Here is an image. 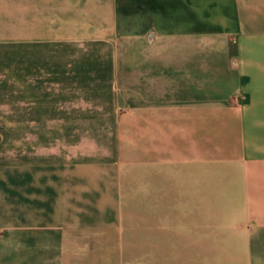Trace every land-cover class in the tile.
I'll list each match as a JSON object with an SVG mask.
<instances>
[{
  "label": "crops",
  "instance_id": "1",
  "mask_svg": "<svg viewBox=\"0 0 264 264\" xmlns=\"http://www.w3.org/2000/svg\"><path fill=\"white\" fill-rule=\"evenodd\" d=\"M0 10L22 173L21 194L0 193V264H264V134L249 174L207 176L205 157L208 129L264 133V0Z\"/></svg>",
  "mask_w": 264,
  "mask_h": 264
},
{
  "label": "rangeland",
  "instance_id": "2",
  "mask_svg": "<svg viewBox=\"0 0 264 264\" xmlns=\"http://www.w3.org/2000/svg\"><path fill=\"white\" fill-rule=\"evenodd\" d=\"M6 14V10H0V38L7 33ZM5 48L6 41L0 40V64L4 65L6 64ZM8 92L5 82L0 81V193L14 195L22 193V173L21 171L9 169L13 164L10 142L12 143L14 139L10 137V130L13 128H9L7 119ZM223 124L224 129H208V146L205 154L208 167L207 176H215L217 173L222 172L214 168L220 163L227 162L241 165V169L237 170L236 173L249 174L251 165H253L251 163H259L263 160V122L238 123L240 129L236 126L237 123ZM242 141L244 142L243 145L240 144ZM127 156L128 162H133L134 155L128 154ZM183 158L185 161H192L191 155H186ZM247 167L248 169H246ZM259 171L255 170V172ZM126 173L127 176H134L133 170H127ZM8 178H11L10 183H8Z\"/></svg>",
  "mask_w": 264,
  "mask_h": 264
}]
</instances>
